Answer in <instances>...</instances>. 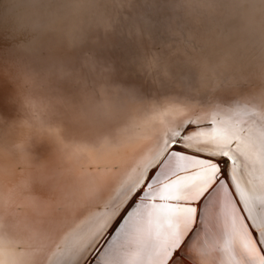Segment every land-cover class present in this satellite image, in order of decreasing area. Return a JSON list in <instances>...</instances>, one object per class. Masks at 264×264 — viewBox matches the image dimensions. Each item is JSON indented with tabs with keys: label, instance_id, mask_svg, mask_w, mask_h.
<instances>
[{
	"label": "snow or ice",
	"instance_id": "6c2138e0",
	"mask_svg": "<svg viewBox=\"0 0 264 264\" xmlns=\"http://www.w3.org/2000/svg\"><path fill=\"white\" fill-rule=\"evenodd\" d=\"M130 3L114 0L99 19L104 33ZM86 6H10L16 30L31 38L16 46L12 65L23 119L0 121L11 129L0 137V264H264V90L223 92L222 70L237 53L210 62L190 34L171 29L179 42L157 45L141 18L149 44L131 63L143 82L117 78L98 55L113 44L98 36L74 104L49 89L51 61L62 54L54 33ZM197 7L212 4L176 3ZM141 34L140 23L128 29ZM36 85L48 90L39 106L28 91ZM44 139L57 163L41 197L27 173Z\"/></svg>",
	"mask_w": 264,
	"mask_h": 264
},
{
	"label": "clouds",
	"instance_id": "9594fccd",
	"mask_svg": "<svg viewBox=\"0 0 264 264\" xmlns=\"http://www.w3.org/2000/svg\"><path fill=\"white\" fill-rule=\"evenodd\" d=\"M199 3L200 0H193ZM212 7L176 8L177 0H131L123 10L113 30L104 33L99 19L112 14L114 0H85L86 6L76 15H67L54 33L62 54L51 61L49 89L64 93L74 103L82 102L79 79L89 76L84 63L86 57L97 48V37L101 41L114 44L119 38L135 44L137 50L149 44L143 34L145 26L141 18H147L150 24L147 31L152 40L159 33L167 42H179V36H173L171 30L182 35L190 34L192 40L206 49L210 62H216L224 53L234 51L227 67L222 70L223 79L229 83L223 92L235 93L240 90H264V60L261 49L264 47V0H210ZM134 23H140L142 34L128 36V29ZM250 57V58H249ZM113 64L114 74L118 69L115 61L99 57ZM62 67L70 73L61 79L56 68ZM173 73L177 69L172 66ZM74 126L79 127V122Z\"/></svg>",
	"mask_w": 264,
	"mask_h": 264
},
{
	"label": "bare ground",
	"instance_id": "6f19581e",
	"mask_svg": "<svg viewBox=\"0 0 264 264\" xmlns=\"http://www.w3.org/2000/svg\"><path fill=\"white\" fill-rule=\"evenodd\" d=\"M27 0H0V121L13 122L23 119L24 108L20 97V79L13 62L21 55L16 46L30 39V34L16 30L17 10H10L12 5H23ZM166 37L157 34L155 40L158 45ZM134 43L127 39H117L110 49H101L98 55L115 61L116 76L129 84L142 83L144 78L131 63L139 55ZM29 93L39 106L48 95V90L39 85L29 88ZM11 134L7 123H0V137ZM38 161L27 173L28 178L36 181L32 192L35 195L46 197L47 193L42 187L52 184L50 169L57 163L53 144L47 139L37 141ZM43 165V166H41Z\"/></svg>",
	"mask_w": 264,
	"mask_h": 264
}]
</instances>
